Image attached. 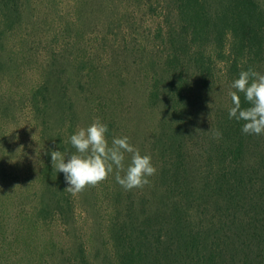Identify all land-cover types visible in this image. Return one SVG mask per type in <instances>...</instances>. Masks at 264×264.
Returning a JSON list of instances; mask_svg holds the SVG:
<instances>
[{"label": "trees", "instance_id": "obj_1", "mask_svg": "<svg viewBox=\"0 0 264 264\" xmlns=\"http://www.w3.org/2000/svg\"><path fill=\"white\" fill-rule=\"evenodd\" d=\"M22 1L0 0V50ZM142 7L158 19L162 51L145 96L161 110L149 147L157 171L150 198L129 199L109 223L115 264H264V135H243V122L227 114L238 73L264 74V0H142ZM49 88L47 78L32 90V110L42 124L55 115L70 125L51 143L73 153L74 104ZM39 177L38 218L67 224L74 214L63 174L50 160ZM77 252L76 264H87L84 249Z\"/></svg>", "mask_w": 264, "mask_h": 264}, {"label": "rangeland", "instance_id": "obj_2", "mask_svg": "<svg viewBox=\"0 0 264 264\" xmlns=\"http://www.w3.org/2000/svg\"><path fill=\"white\" fill-rule=\"evenodd\" d=\"M22 6L0 50V264H76L79 247L87 264H115L109 223L129 199L150 198L153 176L143 188L124 190L114 169L77 194L65 189L74 214L67 224L40 220L39 171L51 160L49 148L55 151V134L70 125L55 115L42 124L30 93L48 78L52 93L73 102L75 131L99 118L108 124L109 144L113 136L129 137L156 168L149 147L161 110L145 96L162 58L158 19L142 0H23Z\"/></svg>", "mask_w": 264, "mask_h": 264}, {"label": "clouds", "instance_id": "obj_3", "mask_svg": "<svg viewBox=\"0 0 264 264\" xmlns=\"http://www.w3.org/2000/svg\"><path fill=\"white\" fill-rule=\"evenodd\" d=\"M230 87L233 91L229 93L231 107L228 118L243 122L240 128L243 135H264V74L251 68L243 69ZM240 94H243L247 107L241 106ZM109 131L108 124L97 118L68 137V143L75 152H50L55 171L63 174L65 189L69 192L77 194L86 186H95L106 180L114 169L117 170L115 182L124 190L139 189L149 184V177L157 171L151 156L141 154L127 136H113L109 144ZM126 154H130V160H126ZM121 171L123 175L119 174Z\"/></svg>", "mask_w": 264, "mask_h": 264}]
</instances>
